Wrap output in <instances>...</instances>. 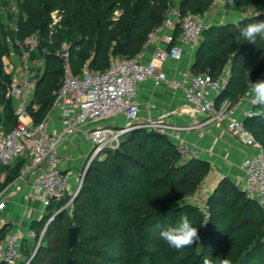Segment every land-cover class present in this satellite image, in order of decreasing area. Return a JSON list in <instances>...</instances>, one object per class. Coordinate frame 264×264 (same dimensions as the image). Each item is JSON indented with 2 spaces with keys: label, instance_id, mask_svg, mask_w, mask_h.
<instances>
[{
  "label": "trees",
  "instance_id": "trees-1",
  "mask_svg": "<svg viewBox=\"0 0 264 264\" xmlns=\"http://www.w3.org/2000/svg\"><path fill=\"white\" fill-rule=\"evenodd\" d=\"M214 2L180 0L178 8L182 15H202ZM15 3L12 34L0 20V122L4 131L17 122L11 100L5 97L10 76L3 71L2 58L9 53V40L35 32L40 35L36 51L43 59V71L32 98L37 108H28L37 123L50 110L60 86L63 62L56 53L63 46L75 74L84 65L102 71L114 58L136 57L162 24L170 0ZM224 6L243 16L235 22L205 27L190 67L192 75L220 79L228 64L229 72L223 78L226 86L216 98L217 106L248 94L246 72L250 71L253 82L264 74V41L252 44L239 36L243 25L264 21V0H234V4L225 0ZM254 110L256 114L245 118L243 124L264 149V106L256 105ZM209 170L201 158L184 160L163 135L146 130L122 135L118 148L88 165L70 208L49 222L26 264H203L206 258L218 257H227L231 264H264V212L228 179H221L208 195L206 221L197 207L187 202ZM52 207L53 203L48 209ZM185 215L200 239L178 251L159 233L176 226ZM70 225L79 227L73 249L67 245ZM32 227L35 230L36 226Z\"/></svg>",
  "mask_w": 264,
  "mask_h": 264
},
{
  "label": "built area",
  "instance_id": "built-area-1",
  "mask_svg": "<svg viewBox=\"0 0 264 264\" xmlns=\"http://www.w3.org/2000/svg\"><path fill=\"white\" fill-rule=\"evenodd\" d=\"M177 2L170 0L162 24L149 35L151 40L159 34L165 47H158L146 63L136 59H114L102 71H92L84 65L75 74L68 64L66 47L56 53L63 62L62 80L51 105V109L60 111L62 129L57 134L47 132V116L33 125L23 121L25 103L33 96L38 78L30 61L39 46L40 35L35 32L11 42L19 65L18 73L10 76L6 95L20 104L14 111L17 118L15 127L4 131L0 126V163L10 164L22 156L29 158L20 175L28 174L33 178L32 201H38L46 208L65 197H70L71 201L76 194L69 196L73 186L70 176L63 170L65 160L58 147L77 132L82 133L97 151L130 131H153L167 137L183 159L198 157V148L183 137V133L194 126L170 124L171 112L167 110L155 117H140L137 86L153 81L155 85L165 83L179 90L190 112L208 116L209 121L238 136L246 149L253 150L240 163V190L246 199L256 202L264 211V149L243 124L245 118L256 114L254 107L257 104L247 95L234 102L225 100L217 106L216 98L226 86L223 79H213L207 74L192 75L182 70L177 72V78H168L164 71L159 70L166 62L181 59L183 45L196 46L204 29L202 15H182ZM9 8L17 11L15 0H0L1 15ZM167 30H178L179 39ZM259 79H264V74L254 82ZM118 117L123 120L120 125L112 121ZM105 121H112V124H102ZM82 176L76 192L82 184ZM2 199L0 192V204ZM202 212L207 216L205 207ZM35 239L37 233L33 228L23 229L20 225L0 236V264H16L25 242H34Z\"/></svg>",
  "mask_w": 264,
  "mask_h": 264
},
{
  "label": "crops",
  "instance_id": "crops-1",
  "mask_svg": "<svg viewBox=\"0 0 264 264\" xmlns=\"http://www.w3.org/2000/svg\"><path fill=\"white\" fill-rule=\"evenodd\" d=\"M177 1L179 2L180 0ZM224 5L225 0H215L211 7L202 14L204 28L210 25L235 22L243 16L241 13L226 10ZM10 13L12 12L8 10L6 14H0L1 23L5 28L10 25V15H8ZM169 32L173 33L177 40L179 39L178 31L176 35L173 30H167V33ZM8 46L9 53L2 58V65L4 73L11 76L18 73L19 59L16 51L10 45ZM197 46L198 44L193 47L183 45L181 59L178 62L168 61L161 66L159 70L164 71L168 78H177V72L181 70L190 73V67L193 63ZM158 47H165L160 40L159 34L151 40L148 39L141 52L137 55L139 61L142 63L148 62ZM30 66L32 68L40 67V74L42 73L43 59L40 54L37 59L31 57ZM228 72V64H226L221 79L226 78ZM5 97H7V95H5ZM32 98L33 96L25 103V116L23 117V121L31 125L36 123L33 121L28 108L30 106L33 110L37 108L36 105L32 104ZM10 100L12 109L15 111L20 103L13 99ZM137 100L140 104V117L142 119L148 116L155 117L161 111H170L171 116L168 120L170 124L177 126H194L192 129L183 133V137L188 143L194 144L199 151H205L203 144L208 146L211 145L210 149H215L219 152L220 156L224 159L223 161L237 157L239 160V170L242 159L247 154L253 152L251 149H246L242 145L241 139L227 131L222 125L211 121L209 122L208 116L197 115L190 112L182 93L179 90L172 89L165 83L155 85L153 81H145L139 84L137 86ZM46 116L47 132L49 134L59 133L62 129L60 111L56 108H50ZM112 121L115 122L114 124L116 125L123 123L121 117L115 118ZM102 124L111 125L112 122L108 123V121H105ZM90 144L91 143L85 139L80 132H77L74 136L63 140L59 144V153L65 160L63 170L70 176L72 186L75 182L77 183L80 176L83 174L80 167L90 151ZM198 158L212 165L211 162H213V160H210V157L205 156L204 153L199 154ZM27 162H29V158L22 156L10 164L0 163V192L3 195L0 204V236L14 231L17 225H20L23 229L33 228V223L39 222L41 217L50 210L48 207H43L40 202L31 200L33 178L28 174L24 176L20 175L22 166ZM221 179L222 178H219V180ZM211 187L212 190L210 193H212L216 186L213 183ZM30 243V241H27V244Z\"/></svg>",
  "mask_w": 264,
  "mask_h": 264
},
{
  "label": "rangeland",
  "instance_id": "rangeland-1",
  "mask_svg": "<svg viewBox=\"0 0 264 264\" xmlns=\"http://www.w3.org/2000/svg\"><path fill=\"white\" fill-rule=\"evenodd\" d=\"M9 10H10V8H9ZM11 12L12 13L8 14V15H10L9 16L10 25H9V27L7 26L6 29L12 34L13 31L15 30L16 12L17 11L15 13L13 11H11ZM8 44L11 46V40H9ZM37 52L38 51H36L32 55V58H36V59L38 58L39 54ZM114 59H136V60H139V58L137 56L133 57V58L118 57V58H114ZM114 59H112V60H114ZM112 60H110V61H112ZM32 69H33V71L37 72L36 73L37 75H39L41 72L40 67H38V68L34 67ZM109 122H112V121H108V123ZM0 126L3 127L1 122H0ZM121 137L122 136L118 137L117 141L114 140L113 142H110L107 146H104V148H100L97 151L95 150V147L90 142L91 143L90 144V151L82 162V165L80 167L81 172L84 173L86 168L88 167V165L91 162H93L95 160L96 161L102 160L103 158H105V156L108 152H111L112 150H115L116 148H118ZM210 146L211 145L208 146V145L203 144V148H205V151L204 150L199 151L200 154L204 153L205 156L210 157V160H213V162H211L212 165H209V163H208L209 168H210V170H209L210 172L205 176V178L203 179V181H202L201 185L199 186V188L197 189V191L187 200V202L189 204L197 207L198 212L202 214L204 221L207 220L208 216H205L206 214L202 212V209H203V207H205V203H206V199L208 197V194L210 195V192L212 190L211 189L212 184L214 183L215 186H217L219 178H222V179L226 178L229 180V182L231 184H233L235 187L240 189V180L242 177L240 170H239V165H238L239 160L237 157L231 158V160L223 161L224 159L222 158V156H220L219 152H217L215 149H210L211 148ZM77 185H78V181H77V183L75 182V184H73V189L69 192L70 193L69 196H71L72 193H77L79 191V189H78V191L76 192ZM68 201H70V200L64 201L63 199H61L60 201L54 202L52 209H50L48 212H46L45 215H43L41 217L39 222L33 223L34 226L36 225L35 231L37 233V239H35V241L33 243L31 242L30 244H27V242H26L23 249L20 251V254H19V257L16 261V264H26L27 263L30 254L33 255L34 252L36 251L37 247L39 246L38 240L41 238L40 239V242H41L42 238L44 237V232L46 229L45 228L46 223L50 222L58 212H60L62 210H68L70 208V205H71V201L69 203H68Z\"/></svg>",
  "mask_w": 264,
  "mask_h": 264
},
{
  "label": "clouds",
  "instance_id": "clouds-1",
  "mask_svg": "<svg viewBox=\"0 0 264 264\" xmlns=\"http://www.w3.org/2000/svg\"><path fill=\"white\" fill-rule=\"evenodd\" d=\"M229 4H234V0H228ZM259 15V12L256 13ZM239 36L245 41L258 44L259 41H264V21H256L243 25L239 30ZM245 80L248 86V95L252 102L257 105L264 106V79H259L253 82L250 79V71L245 73ZM159 237L176 250H182L186 247H191L199 241L198 230L192 225L188 216H183L181 221L174 227H167L160 231ZM203 264H231L230 260L220 258L213 260L206 258Z\"/></svg>",
  "mask_w": 264,
  "mask_h": 264
},
{
  "label": "water",
  "instance_id": "water-1",
  "mask_svg": "<svg viewBox=\"0 0 264 264\" xmlns=\"http://www.w3.org/2000/svg\"><path fill=\"white\" fill-rule=\"evenodd\" d=\"M48 224H49V222L46 223L45 228L47 227ZM78 231H79V227L77 225H70L67 228V245L70 249H73V247L77 241Z\"/></svg>",
  "mask_w": 264,
  "mask_h": 264
}]
</instances>
